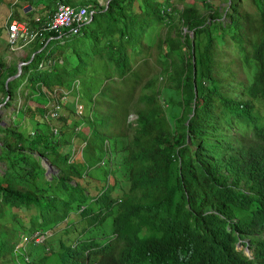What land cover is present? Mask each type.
<instances>
[{"label": "trees", "instance_id": "trees-1", "mask_svg": "<svg viewBox=\"0 0 264 264\" xmlns=\"http://www.w3.org/2000/svg\"><path fill=\"white\" fill-rule=\"evenodd\" d=\"M224 1L107 0L41 31L20 71L0 60V102L24 96L0 123V264H264V0Z\"/></svg>", "mask_w": 264, "mask_h": 264}, {"label": "rangeland", "instance_id": "rangeland-1", "mask_svg": "<svg viewBox=\"0 0 264 264\" xmlns=\"http://www.w3.org/2000/svg\"><path fill=\"white\" fill-rule=\"evenodd\" d=\"M66 1L71 2L73 4L80 2V1H87L86 4L88 5V9L95 8V7L100 6V5L105 3V0H66ZM191 1L194 2V4L198 7L199 11L205 10L204 9L205 3H207L208 1L218 2L219 6H223L226 4V1H224V0H171L170 6L171 7L175 6L176 9H178L181 6V3L191 2ZM24 3L25 2L22 0H0V60L3 61L4 63H14L17 70L19 68V71H20V67L27 62V60L25 61L24 59L26 58L27 54L31 53V49L34 45V40H32L28 43H25V44H20L19 42H17L14 45H10L7 42L5 25L9 21L10 18H15L16 20H19L21 22H27L26 24H29V22L27 21L30 19L28 17V13H25L23 11V8H22V5ZM87 25L88 24H86V26ZM160 30H163V29L160 28ZM61 53H64L63 56L64 57L66 56L69 60H72V63H73L74 56L70 53L69 48H67V47L64 48L63 52H61ZM14 90H15L14 91L15 94L11 98L8 106H4L3 102H0V105H1V107H0V119L5 123L9 122L10 118H12V115L9 114L10 110L13 107L19 108L20 106H22V102L24 100V96L20 92V86L16 87ZM167 91L172 92V90H167ZM57 95L58 94L56 93L55 89L51 91V95L49 97V100H47L44 103L46 105L47 112H48L49 108H51L53 102L56 100ZM167 95H168V92L163 91L159 101L162 105V108L165 111L166 117L170 120L173 116H175L179 113V107L176 103H174V100H173V102L168 101ZM0 96H1V93H0ZM73 98H74V91L73 90H69V91L65 92V99L63 100V102L58 101L59 107L57 109V112L58 113L60 112L61 114L67 116L69 114V111H71V106H72L71 103L74 102ZM26 103L28 105H30L31 107L35 104L34 101H32L31 99H28V98L26 99ZM73 109L76 113H79V114H82V112L84 111L83 110L80 113V110H79L80 108L76 107V105H74ZM31 115H32V111H30V110L25 111V113L23 114V116L20 120L19 129L24 134L30 133V131L32 130V126H33V123L35 120V116H31ZM134 116H135V114L132 111H129L127 114L128 120H132V118H134ZM68 119H67V121H69ZM51 122L56 123L57 121L55 119H51ZM109 143H111L110 144L111 148L109 150L113 149V153H112V155H110V161H111V164L114 165L113 167L117 168L115 179H116V182L118 183L117 189H119L121 187V185L125 186V184H126V181L123 177V168L125 166L121 162L120 153L118 151L114 150V148H117L120 146L121 137H118L113 141L114 146H113L112 142H110V140H109ZM115 151L118 152V155L115 153ZM43 161L44 160L42 159V163L45 164L44 162H46V161H44V162ZM94 170H95V168L92 169V176L93 177H95L97 174H99L98 170H95V171ZM51 171H55V169L53 167H51ZM48 173L46 174L47 176L49 175ZM39 239H40V237H39ZM30 246H31L30 242L29 243L25 242L23 244L24 248H26V247L29 248ZM237 247H240V245Z\"/></svg>", "mask_w": 264, "mask_h": 264}, {"label": "built area", "instance_id": "built-area-1", "mask_svg": "<svg viewBox=\"0 0 264 264\" xmlns=\"http://www.w3.org/2000/svg\"><path fill=\"white\" fill-rule=\"evenodd\" d=\"M165 10H169L166 6ZM91 9H88L87 4L70 3L62 0H56L54 10L47 17L35 15L32 17L35 25L26 24L15 18H10L5 25L7 42L14 45L17 42L25 44L31 41L34 37L40 34L43 30H54L60 33L64 29L75 33L79 30L80 24L89 19ZM56 100L53 102L51 108L48 110L49 116L53 117L57 114L58 101L63 102L65 99V92L58 94ZM76 107L80 108L77 103Z\"/></svg>", "mask_w": 264, "mask_h": 264}, {"label": "crops", "instance_id": "crops-1", "mask_svg": "<svg viewBox=\"0 0 264 264\" xmlns=\"http://www.w3.org/2000/svg\"><path fill=\"white\" fill-rule=\"evenodd\" d=\"M25 3L22 5L23 11L25 13H28V17L32 18L35 15H39L41 17H47L51 12L54 10L55 2L52 5H45L46 1H39L37 3L32 2L28 3L27 1H24Z\"/></svg>", "mask_w": 264, "mask_h": 264}, {"label": "water", "instance_id": "water-1", "mask_svg": "<svg viewBox=\"0 0 264 264\" xmlns=\"http://www.w3.org/2000/svg\"><path fill=\"white\" fill-rule=\"evenodd\" d=\"M107 0H105V2H106ZM19 71V68H18V70H17V72ZM17 72L16 73H14L12 76H15L16 74H17ZM6 79H8V78H6ZM6 81V80H5ZM3 121L0 119V123H2ZM44 162V161H43ZM45 163V174H47L48 172H50L51 171V167H50V165L48 164V163H46V162H44ZM238 245V244H237ZM245 250H247L246 249V247L244 248Z\"/></svg>", "mask_w": 264, "mask_h": 264}, {"label": "clouds", "instance_id": "clouds-1", "mask_svg": "<svg viewBox=\"0 0 264 264\" xmlns=\"http://www.w3.org/2000/svg\"><path fill=\"white\" fill-rule=\"evenodd\" d=\"M89 17H90V16H89ZM237 244H238V243H237ZM237 244H236V245H237ZM237 246H239V244H238ZM243 247L245 248L246 246L244 245ZM244 248H243L244 253H245V254H249V250L247 249V247H246L247 250H245ZM246 251H247V252H246Z\"/></svg>", "mask_w": 264, "mask_h": 264}]
</instances>
